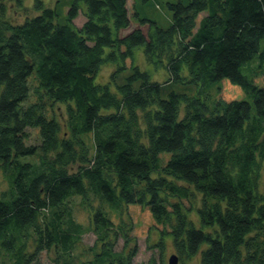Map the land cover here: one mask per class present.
<instances>
[{"label":"trees","instance_id":"trees-1","mask_svg":"<svg viewBox=\"0 0 264 264\" xmlns=\"http://www.w3.org/2000/svg\"><path fill=\"white\" fill-rule=\"evenodd\" d=\"M167 8V28L139 18L146 34L120 37L127 0H73L63 23L42 0L16 22L0 0L2 264H132L130 205L181 264H264V0ZM139 48L163 81L135 62ZM223 79L251 101L213 100Z\"/></svg>","mask_w":264,"mask_h":264},{"label":"rangeland","instance_id":"rangeland-1","mask_svg":"<svg viewBox=\"0 0 264 264\" xmlns=\"http://www.w3.org/2000/svg\"><path fill=\"white\" fill-rule=\"evenodd\" d=\"M35 0H24L23 8H19L15 5L14 0H5L7 7V15L9 19L16 22H22L25 17H32L37 12L34 10ZM44 5L50 8H56L59 15V23H63L64 15L69 9L70 4L73 0H42ZM176 0H127V7L130 15V26L127 29L120 31V37H123L130 33L132 30L139 28L143 33L146 34L148 30V24L141 25L139 23V18H144L156 24L160 28H167L170 25V20L172 17L171 11L167 8L168 3H174ZM137 14V15H135ZM84 16L79 15L77 19L74 20L76 26L84 21ZM141 48L136 50L135 62L139 64L144 70H147L150 74L154 75V78L158 81H163L164 76L161 72H154V69L149 64H146L143 55L141 53ZM111 65H105L102 67L98 82H104L107 80L109 73L111 72ZM264 75V74H263ZM261 75V76H263ZM256 77L255 82L264 87V80L262 78ZM215 86L219 88L218 92L211 90L209 94L212 99H222L224 101L230 100H245L251 101L250 97L245 94L241 87L232 84L228 79H223L221 82L217 83ZM214 86V87H215ZM177 91L184 90L185 92H190L194 94V88H189L187 86H180L175 88ZM54 109H62V106L54 105ZM30 138L27 140L28 145H34L36 143V130H29ZM3 178L0 175V191L5 188L3 183ZM127 212V213H126ZM126 212L123 213L122 217L126 220L127 214L129 215V220L132 223V230L130 233L131 240L129 246L136 249V254L132 259V264H167L168 258L171 255H176L175 248L172 240L168 237L163 242L162 250L157 249L156 245L158 242V231L154 226V222L147 208H142L137 205H130L126 208ZM194 216V215H193ZM75 218L78 222L87 225L88 224V214L80 206L75 208ZM114 222H118L116 216H112ZM118 219V220H117ZM128 220V221H129ZM95 240L93 234L89 233L82 237L81 245L82 247L91 246ZM123 241H118V249L122 247ZM6 261V256L0 255V264ZM42 262L47 264L49 261L46 256L42 255ZM181 264L179 258L178 263ZM185 264H200L199 256H194L187 260Z\"/></svg>","mask_w":264,"mask_h":264},{"label":"water","instance_id":"water-1","mask_svg":"<svg viewBox=\"0 0 264 264\" xmlns=\"http://www.w3.org/2000/svg\"><path fill=\"white\" fill-rule=\"evenodd\" d=\"M178 263V257L177 255H171L168 258V263L167 264H177Z\"/></svg>","mask_w":264,"mask_h":264}]
</instances>
